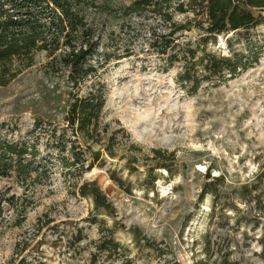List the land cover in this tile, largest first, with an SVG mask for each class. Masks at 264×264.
<instances>
[{
    "label": "rangeland",
    "instance_id": "obj_1",
    "mask_svg": "<svg viewBox=\"0 0 264 264\" xmlns=\"http://www.w3.org/2000/svg\"><path fill=\"white\" fill-rule=\"evenodd\" d=\"M82 1L87 21L105 27L107 36L111 31L119 33L122 21L117 16L134 0ZM185 17L175 15V20ZM184 35L186 40L196 37L195 32ZM128 42V35H121L116 52L123 55ZM132 49L133 56L111 59L97 74L106 86L100 128L107 124L108 134L123 128L129 140L117 134L114 157L106 156L101 167L77 178L79 184L97 183L112 205L111 215L96 213L92 202L75 194L69 179L56 167L40 183L0 177V189L8 190L15 203L6 208L0 223V264H8L24 243L27 248L22 256L32 251L28 264L36 256L46 264H88L99 227L115 228L116 240L131 250L136 264H194L206 258L202 252L206 234L212 241L208 264H219L227 252L229 260L238 264H264V181L256 191L259 203L253 198L247 204L238 199V189L251 183L264 163V55L236 78L218 86L204 84L189 95L175 82L178 68L164 71L160 58L146 52L145 38L137 39ZM208 49L227 55L222 40ZM47 62L44 53L37 54L30 68L0 87V137L25 135L35 120L63 124L71 94L77 89L72 88L65 70L54 73ZM92 82L83 83L79 94H86ZM44 141L39 140L43 154ZM130 143L139 151L132 150ZM153 149L172 153L174 158L151 160ZM133 158L137 162L131 163L134 170H130ZM162 165H168L169 172ZM149 168L156 178L153 183ZM206 169L211 177L223 178L218 204L209 194L201 200ZM230 204L237 212L219 210ZM45 213L54 220L32 239L37 219ZM94 216L101 223L86 222ZM239 218L242 222L236 225ZM64 221L69 224L60 223ZM57 223L59 231L53 234L51 226ZM135 227L165 254L144 251L136 255L127 232ZM80 228L84 240L75 250H67L66 235Z\"/></svg>",
    "mask_w": 264,
    "mask_h": 264
},
{
    "label": "trees",
    "instance_id": "obj_2",
    "mask_svg": "<svg viewBox=\"0 0 264 264\" xmlns=\"http://www.w3.org/2000/svg\"><path fill=\"white\" fill-rule=\"evenodd\" d=\"M85 12L82 0H0V87L7 86L34 64L37 54L44 53L48 59L46 66L54 73L65 70L72 88L77 89L71 94L62 125L35 120L25 135L16 139L0 137V177L15 178L22 184L27 181L40 183L56 167L69 179V186L75 194L92 202L96 213L111 215L112 205L97 183L83 181L79 184L77 181L94 167H101L106 156L114 157L112 148L117 134L121 133L129 140L123 128L111 134H108L107 124L100 128L106 86L98 80V71L111 59L133 56L132 46L143 37L148 46L146 52L160 58L164 71L178 68L175 82L189 95L197 93L204 84L221 85L236 78L264 55V33L259 32H264V0H134L117 16L122 21L119 33L111 31L107 36L104 35L105 27L98 28L87 21ZM175 15L186 17L178 22ZM190 32H195V40L185 39L184 34ZM126 34L129 44L123 45V55H120L116 52L118 42L121 35ZM106 40L108 43L104 42ZM219 40L223 41L227 55L208 49L209 46H218ZM90 79H93L92 86L86 94L80 95V86ZM104 136L105 143H101ZM40 139H45L44 154L39 149ZM130 148L139 151L131 143ZM152 153L151 160L169 161L174 158L172 153L157 149ZM136 162L135 158L131 159L130 170H134L131 163ZM162 168L167 172L170 170L168 165H162ZM147 171L149 181L153 183L156 178L152 176V168ZM204 178L201 200L209 194L218 204V186L223 178L211 177L208 169ZM263 181L264 163L251 183L238 189L239 201L247 204L253 198L257 203L259 195L256 191ZM115 182L122 184L120 180ZM14 204L13 195L10 196L6 189H0V223L5 218L6 208H12ZM225 209L237 212L232 204L219 208L220 211ZM53 220L48 213L41 215L30 235L32 239ZM85 220L90 225L101 223L95 216ZM241 220L236 219L235 224L240 225ZM21 222L17 221V225ZM60 223L69 224L68 221ZM51 228L53 234L57 233L58 223ZM81 230L76 229L66 235L67 230L62 229L67 250L74 249L84 240ZM115 231L113 227H99L95 251L90 254L88 264H115L119 261L121 264H136L131 250L116 240ZM127 232L136 255L144 251L165 254L137 227ZM59 236L61 234L57 237L60 241ZM203 240L202 252L206 258L195 260L194 264H208L212 241L209 234L204 235ZM40 243L41 240L37 245ZM26 245L17 247L15 257L8 264L29 263L27 258L32 251L22 256ZM229 256L228 252L222 255L219 264H238L230 261ZM16 258H20L18 262ZM40 258L34 257L32 264H46Z\"/></svg>",
    "mask_w": 264,
    "mask_h": 264
},
{
    "label": "water",
    "instance_id": "obj_3",
    "mask_svg": "<svg viewBox=\"0 0 264 264\" xmlns=\"http://www.w3.org/2000/svg\"><path fill=\"white\" fill-rule=\"evenodd\" d=\"M233 2H237L238 0H232Z\"/></svg>",
    "mask_w": 264,
    "mask_h": 264
}]
</instances>
